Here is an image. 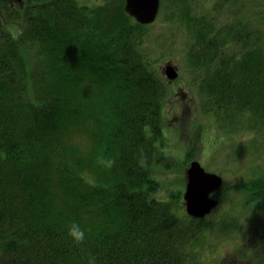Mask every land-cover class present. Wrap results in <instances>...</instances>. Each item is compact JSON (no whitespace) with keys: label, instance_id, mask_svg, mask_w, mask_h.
I'll return each mask as SVG.
<instances>
[{"label":"trees","instance_id":"1","mask_svg":"<svg viewBox=\"0 0 264 264\" xmlns=\"http://www.w3.org/2000/svg\"><path fill=\"white\" fill-rule=\"evenodd\" d=\"M0 2L23 24L15 36L0 17V264H186L204 226L153 195L167 90L144 23L125 0ZM230 21L196 29L193 62L220 125L261 134L264 33Z\"/></svg>","mask_w":264,"mask_h":264},{"label":"rangeland","instance_id":"2","mask_svg":"<svg viewBox=\"0 0 264 264\" xmlns=\"http://www.w3.org/2000/svg\"><path fill=\"white\" fill-rule=\"evenodd\" d=\"M79 1L92 5L103 0ZM160 1L156 19L144 23L142 32L143 52L167 90L160 142L166 158L152 167L159 183L153 195L164 200L175 197L178 212L189 215L183 199L186 170L192 160L199 159L208 171L221 174L224 183L212 194L219 199L218 205L194 220L204 229L186 264H264V132H255L249 121L234 127L236 123L227 119L224 127L220 125L201 91L203 71L195 66L191 54L198 27L213 36L221 22L230 29L231 20L243 32L248 27L251 32L259 29L264 33V0ZM0 6L2 23L15 36L20 35L23 24L20 17H13L16 8L10 10L1 2ZM187 13L190 23L186 22ZM195 18L199 23L192 22ZM223 34L226 36L227 30ZM234 41L227 51L241 45ZM167 62L177 67L174 79L165 71Z\"/></svg>","mask_w":264,"mask_h":264},{"label":"water","instance_id":"3","mask_svg":"<svg viewBox=\"0 0 264 264\" xmlns=\"http://www.w3.org/2000/svg\"><path fill=\"white\" fill-rule=\"evenodd\" d=\"M160 3V0H125V11L140 23H151L159 13ZM165 69L169 78L177 77L178 70L173 63L167 62ZM186 173L183 199L187 213L205 217L219 203V199L212 194L222 187L224 178L219 173L208 171L199 159L190 162Z\"/></svg>","mask_w":264,"mask_h":264},{"label":"clouds","instance_id":"4","mask_svg":"<svg viewBox=\"0 0 264 264\" xmlns=\"http://www.w3.org/2000/svg\"><path fill=\"white\" fill-rule=\"evenodd\" d=\"M67 235L75 244H81L85 240V230L76 222L67 228Z\"/></svg>","mask_w":264,"mask_h":264}]
</instances>
